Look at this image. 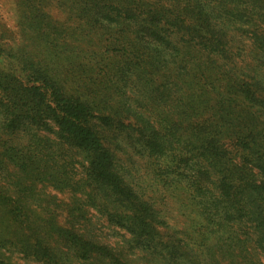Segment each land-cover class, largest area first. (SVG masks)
<instances>
[{
    "label": "trees",
    "instance_id": "trees-1",
    "mask_svg": "<svg viewBox=\"0 0 264 264\" xmlns=\"http://www.w3.org/2000/svg\"><path fill=\"white\" fill-rule=\"evenodd\" d=\"M117 1L107 7L113 15L110 22L122 16L133 32L126 28L116 35L91 25L80 27L82 36L92 37L93 47L97 45L96 54L103 48V54L125 59L113 71L98 61L95 78L87 74L93 64L66 61L69 54H83L82 47L68 44L73 33L43 28L39 22L35 29L21 26L18 45L0 43V143L6 144L4 135L14 136L24 123L53 125L85 162L84 176L63 184L88 189V200L109 222L149 247L160 243L165 254L176 255L180 245L160 242L163 222L124 179L98 130L135 134L138 154L150 164V185L170 195L183 190L186 208L194 210L188 216L209 224L221 219L241 223L264 243V79L256 78L258 69L264 70V0ZM83 37L80 45L86 42ZM242 46L249 49L246 59ZM236 58L244 66L237 67ZM103 77L112 87L97 85ZM133 81L141 85L139 93L153 99L133 100L134 93L126 94L119 86ZM112 88L124 97L117 108L104 95ZM154 105L169 110L157 114ZM160 115L165 123L159 129L154 123ZM14 151L5 148L4 158L20 159ZM196 218L193 226L201 227ZM56 232L78 259L110 256L69 231ZM42 258L53 261L49 253ZM176 260L205 262L198 253L186 251Z\"/></svg>",
    "mask_w": 264,
    "mask_h": 264
},
{
    "label": "rangeland",
    "instance_id": "rangeland-1",
    "mask_svg": "<svg viewBox=\"0 0 264 264\" xmlns=\"http://www.w3.org/2000/svg\"><path fill=\"white\" fill-rule=\"evenodd\" d=\"M111 1L0 0V43L18 45L21 43V26L29 25L35 29L39 22L43 28V25H50L59 31L73 33L68 44L76 49L82 47L83 54H69L66 61L69 64L81 61L88 67L93 64L87 74L95 78L101 67L96 65L98 61L102 60L113 71L120 68L125 59L115 58L112 53L103 54V48L96 54L97 45L93 47L92 37L82 36L80 27L91 25L99 31L110 33L112 30L111 33L116 35L126 28L133 32V25L125 26L122 16L110 22L113 15L107 13V7ZM141 1L152 3L153 0ZM260 28L264 29V23ZM80 36L86 39L82 45L77 42ZM242 49L246 59L249 49L247 46ZM235 65L242 67L244 63L236 58ZM256 74L258 80L264 79L263 69H258ZM135 82L127 86L120 83L119 86L124 87L126 94L134 93L133 100H152L154 95L139 93L141 85L136 86ZM97 85L111 86L104 77L97 79ZM104 95L109 96L114 108L124 98L120 92L114 94L113 88ZM155 105L153 111L157 114L169 110H161ZM164 123L160 115L154 124L160 129ZM98 132L125 172L124 179L153 205L157 220L163 222L158 229L163 234L160 242H176L182 250L176 255L165 254L160 243L154 248L149 247L141 238L109 222L88 200V189L74 190L63 184L64 180L84 176L83 155L74 144L60 135L53 125L24 123L14 136L4 135L2 140L6 144L0 143V264H176V256L182 251L198 253L205 260L204 264H264V243L259 242L253 232H245V228H241L243 224L224 219H221L222 223L220 220L209 224L194 214L188 216V211L194 210L186 208L183 190L178 189L170 195L161 187L150 185V164L147 158L138 154L135 134L127 136L104 127ZM10 147L15 148L14 154L20 155V159L4 158L5 148ZM195 218L200 224L203 222L201 227L193 226ZM19 222L25 224L21 226ZM58 229L102 247L110 256L107 259L95 256L88 260L78 259L73 249L57 238ZM47 237L50 238L48 242ZM45 253L53 257L52 263L42 258Z\"/></svg>",
    "mask_w": 264,
    "mask_h": 264
}]
</instances>
